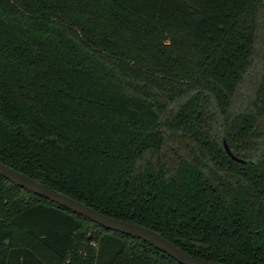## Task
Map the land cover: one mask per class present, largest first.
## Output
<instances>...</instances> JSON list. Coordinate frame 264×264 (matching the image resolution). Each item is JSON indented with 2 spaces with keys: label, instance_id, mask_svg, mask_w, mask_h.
<instances>
[{
  "label": "trees",
  "instance_id": "obj_1",
  "mask_svg": "<svg viewBox=\"0 0 264 264\" xmlns=\"http://www.w3.org/2000/svg\"><path fill=\"white\" fill-rule=\"evenodd\" d=\"M262 27L264 0H0V161L195 257L264 264V66L240 93ZM110 242L100 264H181L0 175V264H98Z\"/></svg>",
  "mask_w": 264,
  "mask_h": 264
},
{
  "label": "water",
  "instance_id": "obj_2",
  "mask_svg": "<svg viewBox=\"0 0 264 264\" xmlns=\"http://www.w3.org/2000/svg\"><path fill=\"white\" fill-rule=\"evenodd\" d=\"M227 154L234 160L241 163H249L251 160L242 159L236 156L229 148L227 142H224ZM0 175L11 181L15 185L24 188L36 195L45 197L79 215H82L91 221L115 232L140 238L152 244L158 250L173 257L181 264H225L195 257L186 252L157 230L144 226L137 222L126 221L116 217L109 216L86 203L77 200L63 192L55 191L45 186L37 179L18 171L17 169L0 161Z\"/></svg>",
  "mask_w": 264,
  "mask_h": 264
},
{
  "label": "rangeland",
  "instance_id": "obj_3",
  "mask_svg": "<svg viewBox=\"0 0 264 264\" xmlns=\"http://www.w3.org/2000/svg\"><path fill=\"white\" fill-rule=\"evenodd\" d=\"M261 60H262V62H264V27H262V30L260 31V33H258L256 49L254 51V60H253L254 63H252L251 69H250L248 76H247V80H246V82H244L243 86L241 87L240 93H244L245 95H247L248 92H250V91L252 92L253 83H256L258 76H259L258 72L264 66L261 63ZM249 86L251 87V90H250ZM251 94H253V92ZM237 105H239L238 102H237ZM230 150H231V148H230ZM115 247L116 246L114 245V243L110 242L102 248V251H100V246L98 245V250H99L98 264L102 263L101 261H103L108 256L111 257L115 251Z\"/></svg>",
  "mask_w": 264,
  "mask_h": 264
}]
</instances>
